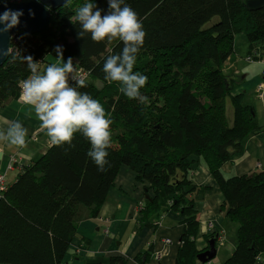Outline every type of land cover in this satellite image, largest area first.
Returning <instances> with one entry per match:
<instances>
[{
    "label": "trees",
    "instance_id": "trees-1",
    "mask_svg": "<svg viewBox=\"0 0 264 264\" xmlns=\"http://www.w3.org/2000/svg\"><path fill=\"white\" fill-rule=\"evenodd\" d=\"M84 2L70 0L51 12L40 34L17 35L0 67V108L19 97L29 75L22 57L43 61L63 45L64 57L88 72L80 91L99 100L112 120L107 163L98 170L86 156L87 140L76 133L70 145L52 144L24 167L0 202V264H76L65 258L79 206L97 216L125 166L146 185L141 211L157 214L168 205L182 216L175 264H202L194 249L199 225L192 195L198 188L189 177L200 161L223 195L225 217L237 224L234 252L223 264H256L264 254V171L225 177L221 168L240 157L245 140L261 129L253 107L243 94H232L233 81L221 70L237 34L249 46L264 41V7L249 9L244 0H126L145 31L133 68L147 76L140 101L125 97L119 82H108L102 71L104 59L121 50L118 39H77L72 20ZM96 2L107 8L106 0ZM107 264L126 263L117 256Z\"/></svg>",
    "mask_w": 264,
    "mask_h": 264
},
{
    "label": "crops",
    "instance_id": "crops-1",
    "mask_svg": "<svg viewBox=\"0 0 264 264\" xmlns=\"http://www.w3.org/2000/svg\"><path fill=\"white\" fill-rule=\"evenodd\" d=\"M233 47L234 52L227 58L221 71L233 81L232 94H243L244 103L253 107L261 130L245 140L240 157L222 165L221 171L225 177L264 171V97L260 100L255 93L256 87L262 83L263 70L260 62L247 63L244 59L254 52L264 58V41L249 46L246 36L237 34ZM54 59L47 56L45 62ZM73 62L76 64L75 60ZM13 120H19L27 128L28 135L22 147L0 141L2 170L5 169L9 156H16L19 160V165L7 172L9 185L16 181L24 167L42 157L52 145L41 129L33 109L20 96L15 100H7L0 108V131ZM33 136L37 137V141L31 140ZM119 170L97 216L91 218L88 208L79 206L75 217L77 233L65 261L76 264H107L108 259L121 256L126 264H175L184 228L181 224L182 216L168 205H163L157 214L139 211L136 207L144 204L146 185L135 181L134 173L126 166ZM189 177L192 185L198 188L192 195L199 225L194 249L197 252L207 251L208 243L214 239L216 253L209 264H223L234 252L237 224L231 223L221 210L223 195L202 161L195 166ZM157 222L158 225L155 224ZM220 233L224 236L221 244L217 239ZM166 239L170 240V244H164ZM155 251L164 253L159 261L151 257ZM259 257L261 261L258 264H264V254Z\"/></svg>",
    "mask_w": 264,
    "mask_h": 264
},
{
    "label": "clouds",
    "instance_id": "clouds-1",
    "mask_svg": "<svg viewBox=\"0 0 264 264\" xmlns=\"http://www.w3.org/2000/svg\"><path fill=\"white\" fill-rule=\"evenodd\" d=\"M67 2L64 0L65 4ZM106 4L105 9L99 7L96 0H85L75 9L72 22L79 28L77 39H84L86 35L94 42L118 39L123 45L121 50L107 56L102 65L105 79L119 82L125 97L143 101L146 97L141 89L147 82V76L133 70L144 42L143 24L126 0H106ZM22 15L23 10L5 7L0 13V33L18 25ZM53 51L55 59L50 62L33 60L31 56L22 57L27 62L29 75L20 82L19 96L33 109L41 129L53 145H70L74 134L79 133L89 144L86 156L98 170H103L109 155L112 120L99 100L80 91L86 82L72 75L75 71L73 58L65 59L63 45H55ZM8 56V48H0V57ZM48 57H52L51 54ZM27 135V128L19 120H13L0 131V141L22 147ZM258 258L259 255L256 264L261 261Z\"/></svg>",
    "mask_w": 264,
    "mask_h": 264
},
{
    "label": "water",
    "instance_id": "water-1",
    "mask_svg": "<svg viewBox=\"0 0 264 264\" xmlns=\"http://www.w3.org/2000/svg\"><path fill=\"white\" fill-rule=\"evenodd\" d=\"M69 1L70 0H68V2ZM244 3L249 9L264 7V0H244ZM66 4L64 0H24V2L12 3L0 1V13L5 10V7L12 10H23V15L19 18V24L8 32L0 33V48H8L10 54L11 43L18 34L37 35L44 32L50 22L49 18L51 12L59 10V8ZM29 10H31V15ZM8 58L9 56L0 57V67ZM145 198L147 199L148 196ZM215 253L216 248H214V240L211 239L208 243V250L199 252L196 260L202 264L209 263L211 259L215 257Z\"/></svg>",
    "mask_w": 264,
    "mask_h": 264
},
{
    "label": "built area",
    "instance_id": "built-area-1",
    "mask_svg": "<svg viewBox=\"0 0 264 264\" xmlns=\"http://www.w3.org/2000/svg\"><path fill=\"white\" fill-rule=\"evenodd\" d=\"M7 1H9V2H21L23 0H7ZM17 40H18V38H17V36H15V38L13 39V43ZM244 59L247 63L253 62V60H254V58L251 57V55L249 57L244 58ZM260 64H261L262 70H263L262 71V80H261L262 83L256 87L255 93H256L257 97L262 100L264 97V58H262V60L260 61ZM74 68H75V71L72 73V75L78 79H84L86 82V80L88 79V72L83 71L76 64H74ZM19 91H20V89H19ZM31 140L37 141V137L33 136L31 138ZM7 162L8 163H7L4 170H2L1 163H0V202H3L5 200L4 196L10 187L8 182H7V177H8L7 172L12 171L15 168V165H17V164L19 165V160H18V157H16V156H9ZM144 206H145L144 204H138V206L136 208L140 211V210L144 209ZM155 224L158 225L159 222H157ZM218 236H219V238H218L219 242L221 244L224 240V236L222 233H220ZM164 244H166V245L170 244V240L166 239L164 241ZM163 255H164V253L159 252V251H155L152 253V258L156 261H159L161 259V257H163ZM259 260H260V258H258V261Z\"/></svg>",
    "mask_w": 264,
    "mask_h": 264
},
{
    "label": "rangeland",
    "instance_id": "rangeland-1",
    "mask_svg": "<svg viewBox=\"0 0 264 264\" xmlns=\"http://www.w3.org/2000/svg\"><path fill=\"white\" fill-rule=\"evenodd\" d=\"M216 21H217V18H214V19L212 20V22L209 23V25L213 24V23L216 22ZM251 57L254 58L253 61H258V62H260V61L262 60V58H260L255 52L251 55ZM96 85H97V87H100V86H101L99 82L96 83ZM255 90H256V89H255ZM256 96H257V95H256ZM257 98H258V97H257ZM258 99H259V98H258Z\"/></svg>",
    "mask_w": 264,
    "mask_h": 264
}]
</instances>
